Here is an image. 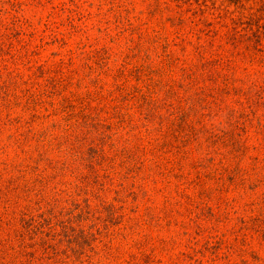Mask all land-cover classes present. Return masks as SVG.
Here are the masks:
<instances>
[{"label": "rangeland", "instance_id": "374dc122", "mask_svg": "<svg viewBox=\"0 0 264 264\" xmlns=\"http://www.w3.org/2000/svg\"><path fill=\"white\" fill-rule=\"evenodd\" d=\"M189 2L191 4L177 0H0V25L11 30L13 40L1 42L0 48L15 56L14 61L5 56L9 60L8 70L23 80L35 72L34 83L45 85L40 91L47 88L41 97L44 103L35 108L26 109L25 98L16 104L0 102V220L6 222L8 218L26 213L29 207H43L59 199L88 198L92 205L100 199L101 204L114 206L113 215L97 218L96 226L89 232L96 238L92 246L100 255L105 247L119 248L120 264L131 255L137 256V264H264V117L263 113L257 114L261 119L259 131L249 126L245 134L233 131L230 110L237 111L233 99L220 107L212 106L209 111H205L204 106L202 110L197 109L200 119L196 122L197 134L189 137L180 151L166 146L164 150L160 146L155 148L156 136L150 139L143 133L137 134L134 127L141 123L139 114L125 106L123 113L128 115L125 124L106 114L103 123L95 127L106 134L107 140L104 147L107 159L95 170L69 157L67 169L54 182L55 172L47 169L45 163L63 160L65 153L58 152L45 155L36 175L25 170L31 164L30 158L40 159L36 153L38 144H48L45 130L54 137L62 132L51 128L54 122L60 124L59 117L53 115L51 98L57 100L59 95L90 98L88 107L104 106L110 112L114 104L109 103L107 92L125 62L142 66L140 73L134 70L127 74L134 77L129 79L130 84H136L135 76L145 81L156 71L170 81L181 75V68L193 62L190 42H170V29L164 31L158 21L174 17L177 5L189 16L186 11L196 10L201 0ZM206 4L221 15L228 13L221 24L230 23L231 18L238 16L236 6L229 0H207ZM153 12L156 13L152 17ZM155 31H160L162 36H157ZM17 33L19 37L22 35L19 40L23 42L14 41ZM54 34H57L55 39ZM166 37L167 52L163 45ZM134 44L143 46L139 58L131 53L127 55ZM100 49L107 53L106 61L89 63V55ZM168 58L175 61L171 68ZM40 66L47 72L45 76L40 74ZM3 67L0 61V75L5 77ZM48 72H55L56 82H48L52 77ZM239 76L242 79L243 75ZM47 84L55 86L54 95L46 93L50 91ZM32 115L46 119H32ZM17 118L22 119L20 129L11 122ZM29 121L35 135L22 133L28 144L23 149L14 147L13 140H17L20 131L26 132L23 123ZM140 136L143 142L139 141ZM149 141L152 143L145 146V153L135 154L131 163L121 153L123 146H127L131 154L139 144L144 147ZM39 175L50 180L43 191L39 194L41 188L36 187L34 191L24 192L25 181ZM21 176L22 179L8 189L9 182ZM85 176L91 181L98 177V184L91 193L99 197L93 199L85 195L79 183ZM136 243H141L144 249L139 251Z\"/></svg>", "mask_w": 264, "mask_h": 264}, {"label": "trees", "instance_id": "16d2710c", "mask_svg": "<svg viewBox=\"0 0 264 264\" xmlns=\"http://www.w3.org/2000/svg\"><path fill=\"white\" fill-rule=\"evenodd\" d=\"M177 1L191 4L190 0ZM199 1L195 0V2ZM229 1L236 6L238 16L231 18L230 23L227 24L221 23L228 13L221 15L214 7L210 10L206 4L207 0H201L196 10L186 11L189 16L183 14L180 10L182 7L177 5L178 11L174 17L158 21V26L161 25L164 31L170 29L172 36L170 42L184 44L190 42L188 46L191 48L190 55L193 62H185L186 66L181 68V75L177 79L164 80L165 75L156 71L154 76L145 81L141 80V76H135L136 84H130L129 79L134 77L127 74L134 70L140 73L142 66L125 62L120 66L121 71L114 76L112 89L107 92L109 103L114 104L110 112L104 106L99 107L100 109L88 107L90 98L61 95L56 96L57 100L51 98L53 115L59 117L60 121L58 125L54 122L51 128L60 129L62 132L58 137H54L48 129L45 130L44 136H48L46 140L48 144L46 146L38 144L36 153L40 159L30 158L31 164H28L25 170L34 174L39 165L44 163L45 155L53 152H58L60 155L65 153L63 160H47L45 163L48 165L47 169L55 172L54 182L67 169L71 161L69 157L76 158L75 161L81 162V166L95 170L96 166H101L107 159L104 155L106 134L95 130V127L103 123L106 114L113 115L120 124H125L128 118L127 113H123L125 106L131 107L139 114L141 121L139 126L129 123L137 126L134 127L138 131L137 134L143 133L149 138L156 136L154 140L157 144L154 146L155 148L160 146L163 150L166 146L173 151H180L181 145L185 144L189 137L191 139L197 134L196 122L200 121L197 118V109L202 110L204 106L203 109L209 111L212 106L225 105L229 99H233V104L237 107V111L230 110L231 118L234 119L230 123L231 129L245 134L249 126L254 130L258 128L259 131L261 119L257 114L263 113L264 117V0ZM155 13L153 12L151 16H155ZM10 31L9 28L0 25V45L1 42H13ZM155 32L157 36H162L160 31ZM20 37L19 33L15 34L14 41L23 42L19 40ZM53 38H57V34H54ZM169 41L167 39L163 44L166 52ZM183 47L186 50L187 46ZM129 50L127 55L131 53L139 58L143 46L134 44ZM0 52V61L4 63L3 70L6 72L5 77L3 74L0 75V102L16 104L25 98L26 109L44 103L41 97L47 88L40 91L45 85L34 83L35 72L27 80H23L14 71L8 70L6 63L9 60H6L5 56H10L11 61L15 60V56L4 53L2 48ZM92 54L88 57L89 63L96 60L101 63L106 61L104 56L107 53H104L103 49L95 50ZM167 62L170 68L175 63L171 58H168ZM39 68L40 74L45 76L47 72L44 67ZM48 74L49 76L52 74L48 82H56L53 79L55 72ZM239 75H243L242 79H239ZM139 82L144 85L138 86ZM48 88L50 91L46 93L50 96L56 93L55 86ZM34 118L46 119L45 116L39 118L32 115V119ZM243 119L245 122L241 121ZM256 119L259 120L258 123ZM11 122L20 126L22 119H11ZM23 124L26 132H19L20 126L17 129L18 138L13 140L14 147L22 149L28 144V139L22 133L35 135L31 128L32 121ZM201 130L202 128L198 132ZM92 135H96L95 138L91 137ZM60 137L62 138L59 139ZM206 139L216 138L206 137ZM139 141L143 142L144 139L140 136ZM151 143L149 141L143 144L144 147L139 144L131 154L127 150L128 147L123 146L121 153L131 163L136 158L135 154L145 153V146H150ZM20 179L22 176L12 179L8 189ZM97 179L98 177H95V181H91L89 176H85L79 182L89 198L99 197L91 193L93 187L98 184ZM49 182V178L39 175L32 181H25L23 191L27 193L31 189L34 191V188L40 187V194ZM93 203L96 205H92V200L88 198L84 200L79 197H69L65 200L52 201L43 207L41 205H36L35 208L29 207L26 213H20L17 218H4L7 219L6 222L0 220V264H120L119 248L105 247L103 255H100L92 246L96 238L89 232L96 226L97 218L104 214L112 216L114 208L110 204H101L100 199ZM3 224L4 228L1 227ZM135 245L139 251L144 249L141 243ZM137 260L139 261L136 255H131L129 260H124L123 263L137 264ZM178 260L177 257L176 262Z\"/></svg>", "mask_w": 264, "mask_h": 264}]
</instances>
